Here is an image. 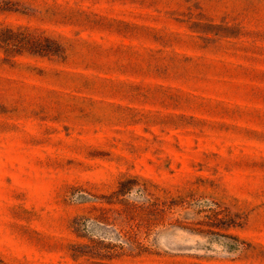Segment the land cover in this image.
Segmentation results:
<instances>
[{"label":"rangeland","instance_id":"rangeland-1","mask_svg":"<svg viewBox=\"0 0 264 264\" xmlns=\"http://www.w3.org/2000/svg\"><path fill=\"white\" fill-rule=\"evenodd\" d=\"M15 1L0 264H264V0Z\"/></svg>","mask_w":264,"mask_h":264},{"label":"trees","instance_id":"trees-1","mask_svg":"<svg viewBox=\"0 0 264 264\" xmlns=\"http://www.w3.org/2000/svg\"><path fill=\"white\" fill-rule=\"evenodd\" d=\"M0 13H24L21 10L20 4L18 1L15 0H0ZM0 42L7 44L8 39H0ZM34 49H37L39 53H43L44 55H54V50L53 46L56 44L54 41H51L49 39L44 40L43 43L41 42H32L30 44ZM20 49H25L26 48V42H20ZM58 47V46H57ZM59 48V47H58ZM60 50V48H59ZM22 50H19L21 52ZM6 55L10 56L14 52H10L9 50L6 49Z\"/></svg>","mask_w":264,"mask_h":264}]
</instances>
